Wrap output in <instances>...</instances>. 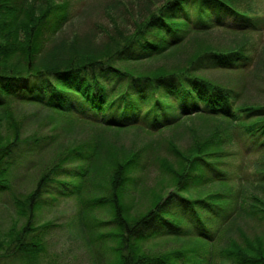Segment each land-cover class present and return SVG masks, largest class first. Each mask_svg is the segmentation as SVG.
<instances>
[{
	"label": "trees",
	"instance_id": "obj_1",
	"mask_svg": "<svg viewBox=\"0 0 264 264\" xmlns=\"http://www.w3.org/2000/svg\"><path fill=\"white\" fill-rule=\"evenodd\" d=\"M140 2L99 45L93 32L54 41L70 0H0V202L12 196L17 216L0 222V264L41 257L50 222L37 218L55 185L81 202L80 230L109 264H264V164L252 182L222 162L237 133L264 152V104L241 101L264 70V19L240 0ZM214 29L247 41L211 43ZM25 107L49 111L53 131L25 137ZM78 126L88 137L58 142ZM130 134L148 143L129 147ZM34 170L35 188L18 194L13 180Z\"/></svg>",
	"mask_w": 264,
	"mask_h": 264
},
{
	"label": "rangeland",
	"instance_id": "obj_2",
	"mask_svg": "<svg viewBox=\"0 0 264 264\" xmlns=\"http://www.w3.org/2000/svg\"><path fill=\"white\" fill-rule=\"evenodd\" d=\"M140 1L70 0V11H72L73 16L62 33L54 41L58 43L64 39L93 32L97 35V37L95 36L96 43L100 45L106 41V33L115 30L116 24L120 28L127 26L130 14L134 13V8H139L138 6L141 5ZM240 3L252 6L257 20L264 19V0H240ZM224 20L234 23V20L231 18H224ZM214 31L213 35L210 36L212 41L208 35V40L214 44L218 43V41H222L223 44H228L225 42L236 44L247 41L246 38H242L238 33L227 32L222 29H214ZM255 38L259 43V50H261L264 45V33L257 35V37L255 36ZM200 39L202 38H198V40ZM224 74L223 72L209 73L211 77L220 80L225 78ZM231 80L234 79L231 78ZM241 101L246 104H264V70L262 68H258L256 74H252V76L246 78L244 98ZM25 110V114H29L30 111L35 112V114L29 116L23 127L25 137L35 136L39 132L47 133L53 131L55 118H52V114L49 111L29 107H25ZM81 127L78 126L76 128L77 130L73 133V136L68 131L62 129V132H60L61 130H59L56 133L59 136L58 142L72 145V141L77 142L80 138L88 137L89 134L85 133V129ZM131 137H134V135H126L123 138V142L126 143L125 145L128 144L129 147L133 146V144L140 143L143 145L148 143V139L145 137L140 136L137 140H133L134 138ZM232 140L231 146L227 150L229 157L222 158L224 167L230 173L236 174L238 171L242 176L253 179L252 182L256 181L255 178H258V173L261 171L259 167L261 168L264 164V152L262 150L254 151L248 149L246 137L240 136L239 133ZM180 143V149L185 151L187 140L186 142L182 140ZM38 177V170L18 175L17 179L13 180L15 191L20 194L33 190ZM62 189L60 186L55 185V188L52 189V194L47 195V204H45L44 209L39 213V217L37 218L41 224H48L50 222V225L48 229L42 230L45 231V237L42 239L45 251L34 264H109L112 256L105 246L98 248L99 245L97 243L93 242V244H89V239H86L87 234L80 230L79 222L81 216L77 215L82 205L81 202L75 197L63 195ZM11 197L5 195L0 202V222L3 223L4 227H8L11 219L17 217ZM95 215L100 220L106 218L103 211H95ZM73 220L76 221V224H71ZM246 228L245 231L249 237H253L259 231V227L253 221H249L246 224ZM156 245H160V251L180 247V243L175 241H159L151 244L152 247Z\"/></svg>",
	"mask_w": 264,
	"mask_h": 264
}]
</instances>
